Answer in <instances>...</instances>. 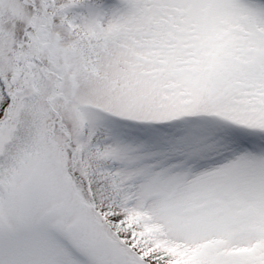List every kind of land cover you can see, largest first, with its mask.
Segmentation results:
<instances>
[{"label":"snow or ice","instance_id":"6c2138e0","mask_svg":"<svg viewBox=\"0 0 264 264\" xmlns=\"http://www.w3.org/2000/svg\"><path fill=\"white\" fill-rule=\"evenodd\" d=\"M0 264H264V0H0Z\"/></svg>","mask_w":264,"mask_h":264}]
</instances>
